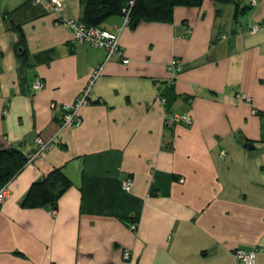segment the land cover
<instances>
[{"label":"crops","instance_id":"crops-1","mask_svg":"<svg viewBox=\"0 0 264 264\" xmlns=\"http://www.w3.org/2000/svg\"><path fill=\"white\" fill-rule=\"evenodd\" d=\"M85 1L0 0V148L29 157L38 138L53 143L7 184L0 264H240L237 249L264 264V0L238 18L205 0L125 28L113 13L97 27L120 34L126 64L73 41L62 21L82 19ZM173 58L184 69L170 86ZM102 66L82 125L63 127ZM54 170L71 181L57 208L24 206Z\"/></svg>","mask_w":264,"mask_h":264},{"label":"trees","instance_id":"trees-1","mask_svg":"<svg viewBox=\"0 0 264 264\" xmlns=\"http://www.w3.org/2000/svg\"><path fill=\"white\" fill-rule=\"evenodd\" d=\"M211 1L222 6L234 4L236 18H238L239 14H246L254 6L252 1L251 5L240 8L237 5V0ZM204 2L205 0H86L82 19L89 26L97 27L113 13L124 17L126 13L124 10L126 9L129 10L130 16L128 26L135 27L142 20L171 21L174 17L175 7L182 5L202 6ZM261 26L263 27V25ZM29 158L30 156L25 155L19 148H0V189L7 185L26 166ZM70 186L71 181L63 175L62 171L54 170L43 180L32 186L24 199L23 205L39 207V205L49 204L55 209L58 206L57 201Z\"/></svg>","mask_w":264,"mask_h":264},{"label":"built area","instance_id":"built-area-1","mask_svg":"<svg viewBox=\"0 0 264 264\" xmlns=\"http://www.w3.org/2000/svg\"><path fill=\"white\" fill-rule=\"evenodd\" d=\"M33 3L35 4H48L53 10H60L63 6V0H33ZM252 3L254 5L257 4V0H252ZM126 13L124 15V21L122 28H125L128 26L130 22V16H129V10H124ZM62 23L65 25L66 28H69L73 31V41H75L76 44H86L91 45L100 49H104L107 52L106 60H109L110 58L114 56H120L123 57V62L129 63V58H125L123 55V51L121 50L120 46V34L111 32L107 29L98 28L94 26H89L86 21L83 19H64ZM262 26L256 25L253 26L251 32H257ZM103 66L94 70L92 72L91 80L89 81L88 85L84 89V91L81 93V95L77 98L76 102L70 105H65L63 108L65 110V114L62 118V126L63 127H79L82 125V119L79 114V110L82 108V106L88 105L90 103V96L92 91V84L93 82L101 76ZM184 64L182 61L173 58L171 63L168 66L169 72H171L172 77L168 80L167 84L170 86H173L175 84V81L177 80L179 74L183 71ZM44 87V82L42 79H37L33 84V89H42ZM243 99L250 101L251 97L244 93L243 95L239 96ZM160 103L163 105L166 102V97L161 96L159 98ZM52 107H55L56 104L52 103ZM167 124H175V123H182L186 126H191L193 124V118L189 115L185 114H179V113H170L167 115ZM38 150L35 154L30 156V160L33 161L35 158H37L38 155H40L42 152L46 151L48 148L52 146L51 142H45L42 138H38ZM134 184V180L128 179L124 183V189L130 190L131 187ZM8 193V186L5 185L2 189H0V205L4 203V200ZM138 225L133 223L132 229H137ZM130 250H126L124 252V256L126 259L130 258ZM234 255H236L237 259L239 260L240 264H257V250H251L250 252L245 251L243 249H237L234 252Z\"/></svg>","mask_w":264,"mask_h":264},{"label":"water","instance_id":"water-1","mask_svg":"<svg viewBox=\"0 0 264 264\" xmlns=\"http://www.w3.org/2000/svg\"><path fill=\"white\" fill-rule=\"evenodd\" d=\"M254 147L252 146V147H250V149H253Z\"/></svg>","mask_w":264,"mask_h":264}]
</instances>
